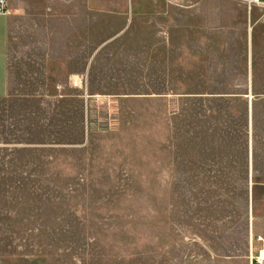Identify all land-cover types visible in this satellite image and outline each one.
I'll use <instances>...</instances> for the list:
<instances>
[{
	"label": "rangeland",
	"instance_id": "rangeland-1",
	"mask_svg": "<svg viewBox=\"0 0 264 264\" xmlns=\"http://www.w3.org/2000/svg\"><path fill=\"white\" fill-rule=\"evenodd\" d=\"M8 10L0 264H264V10Z\"/></svg>",
	"mask_w": 264,
	"mask_h": 264
},
{
	"label": "crops",
	"instance_id": "crops-1",
	"mask_svg": "<svg viewBox=\"0 0 264 264\" xmlns=\"http://www.w3.org/2000/svg\"><path fill=\"white\" fill-rule=\"evenodd\" d=\"M16 16V15H15ZM12 17L0 15V100L9 95V43ZM34 67H44L46 73H51L50 67L64 64L62 60H53L51 57L35 58Z\"/></svg>",
	"mask_w": 264,
	"mask_h": 264
},
{
	"label": "built area",
	"instance_id": "built-area-1",
	"mask_svg": "<svg viewBox=\"0 0 264 264\" xmlns=\"http://www.w3.org/2000/svg\"><path fill=\"white\" fill-rule=\"evenodd\" d=\"M241 3L246 4L249 8L251 7H258L264 10V0H235ZM0 15L1 16H8V0H0Z\"/></svg>",
	"mask_w": 264,
	"mask_h": 264
}]
</instances>
